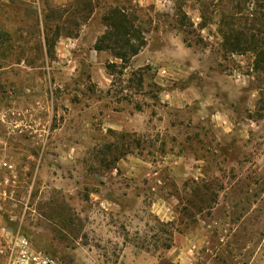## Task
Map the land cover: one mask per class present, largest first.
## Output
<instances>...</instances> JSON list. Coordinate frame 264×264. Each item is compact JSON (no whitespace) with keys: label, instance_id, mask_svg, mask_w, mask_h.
Masks as SVG:
<instances>
[{"label":"rangeland","instance_id":"rangeland-1","mask_svg":"<svg viewBox=\"0 0 264 264\" xmlns=\"http://www.w3.org/2000/svg\"><path fill=\"white\" fill-rule=\"evenodd\" d=\"M116 5L127 61L95 50ZM260 51L264 0H0V223L63 264H264Z\"/></svg>","mask_w":264,"mask_h":264},{"label":"trees","instance_id":"trees-1","mask_svg":"<svg viewBox=\"0 0 264 264\" xmlns=\"http://www.w3.org/2000/svg\"><path fill=\"white\" fill-rule=\"evenodd\" d=\"M201 1V0H198ZM95 8L89 11V14L93 12ZM93 15V13H92ZM220 20V33L224 43H231L234 41L235 34L228 29L229 23L226 22V13L221 14ZM102 20L106 25V30L100 38L97 39L95 44V50L102 51L105 49H111L113 56L123 61H127L130 57L135 56L141 50V47L146 43L145 40L141 39L139 42H133V35L136 33L134 21L131 19L126 8L120 5L110 6L105 10ZM45 45L49 54H53L54 41L53 35L48 32L51 24L49 18L45 16ZM227 26V27H226ZM230 47L231 52L242 51L241 45L237 42H232ZM119 44L122 46L120 47ZM118 45L119 47L117 48ZM261 54L264 51H260Z\"/></svg>","mask_w":264,"mask_h":264},{"label":"built area","instance_id":"built-area-1","mask_svg":"<svg viewBox=\"0 0 264 264\" xmlns=\"http://www.w3.org/2000/svg\"><path fill=\"white\" fill-rule=\"evenodd\" d=\"M3 169H6L5 175L2 173ZM14 172V164L0 160V199H12L17 194L18 185L16 186ZM12 218L13 216H10V219ZM0 264L63 263L56 256L36 247L21 225L0 223Z\"/></svg>","mask_w":264,"mask_h":264},{"label":"crops","instance_id":"crops-1","mask_svg":"<svg viewBox=\"0 0 264 264\" xmlns=\"http://www.w3.org/2000/svg\"><path fill=\"white\" fill-rule=\"evenodd\" d=\"M97 51V50H96Z\"/></svg>","mask_w":264,"mask_h":264}]
</instances>
